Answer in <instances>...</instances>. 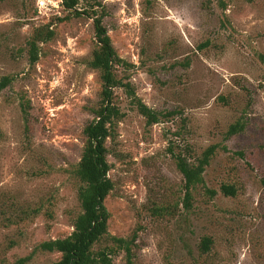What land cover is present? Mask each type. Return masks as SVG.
<instances>
[{"label": "rangeland", "instance_id": "rangeland-1", "mask_svg": "<svg viewBox=\"0 0 264 264\" xmlns=\"http://www.w3.org/2000/svg\"><path fill=\"white\" fill-rule=\"evenodd\" d=\"M91 6L105 11L123 60L121 117L106 143L109 235L137 234L134 264H264V0H81L79 9ZM45 27L54 36L37 41L32 64L30 43ZM97 47L93 18L62 0H0V82L11 78L0 89V264H52L61 253L37 247L74 229L84 129L102 100ZM128 88L175 114L148 126ZM238 122L243 131L228 136ZM214 144L187 210L172 150L196 160ZM106 246L109 237L94 250ZM125 262L119 251L112 264Z\"/></svg>", "mask_w": 264, "mask_h": 264}, {"label": "trees", "instance_id": "trees-1", "mask_svg": "<svg viewBox=\"0 0 264 264\" xmlns=\"http://www.w3.org/2000/svg\"><path fill=\"white\" fill-rule=\"evenodd\" d=\"M81 0H62L64 10L70 14L86 15L93 18L97 49L94 51L90 66L101 73L103 82L102 100L96 110V119L90 122L84 129L86 141L78 163L75 174L80 182L78 189V200L81 212L73 222V231L63 238L50 239L39 244L37 249L49 252L61 253V258L52 264H112L114 256L119 251L125 253V264H134L133 246L137 241V234L130 238L109 235L108 221L110 213L105 205V200L114 188L110 177L111 165L108 161L107 139L113 136L115 121L121 117L120 109L113 101L114 89L123 84L116 78L115 70L122 64L123 60L117 54L109 31L104 25V12L91 6L80 10ZM100 5V4H99ZM54 36V30L50 27L41 28L31 41L30 62L32 64L39 60L37 41L46 42ZM11 82V78L5 76L0 82V89L5 88ZM128 94L140 113L146 117L147 125L151 126L161 121V116L170 117L175 114L169 111L165 114L157 112L145 104L131 89ZM244 129L241 122L231 125L228 136L235 135ZM218 145L209 146L196 160H192L190 154L176 153L172 150L178 170L184 178V204L187 210L193 206V190L205 183L204 173L206 167L211 163L216 154ZM189 151V150H188ZM222 192L227 196L236 195L234 185L224 184ZM211 196L217 192L206 190ZM105 237H109L114 246H106L98 251L94 246ZM212 240L208 237L202 242L204 253L210 250ZM30 257V256H29ZM29 257L21 260L22 262Z\"/></svg>", "mask_w": 264, "mask_h": 264}]
</instances>
